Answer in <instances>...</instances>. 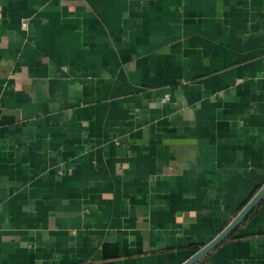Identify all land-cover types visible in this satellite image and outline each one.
<instances>
[{"label":"crops","instance_id":"0c3cea01","mask_svg":"<svg viewBox=\"0 0 264 264\" xmlns=\"http://www.w3.org/2000/svg\"><path fill=\"white\" fill-rule=\"evenodd\" d=\"M263 184L264 0H0V264H183Z\"/></svg>","mask_w":264,"mask_h":264},{"label":"water","instance_id":"95a60500","mask_svg":"<svg viewBox=\"0 0 264 264\" xmlns=\"http://www.w3.org/2000/svg\"><path fill=\"white\" fill-rule=\"evenodd\" d=\"M264 198V184L260 189L254 194V196L243 206V208L238 212L234 219L209 243L204 245L199 249L192 257H190L183 264H193L200 258L208 254L210 251L218 247L222 242L228 239L236 229L247 219L254 208L261 202Z\"/></svg>","mask_w":264,"mask_h":264},{"label":"built area","instance_id":"2783aa9c","mask_svg":"<svg viewBox=\"0 0 264 264\" xmlns=\"http://www.w3.org/2000/svg\"><path fill=\"white\" fill-rule=\"evenodd\" d=\"M22 25L24 26V27H28V25H29V21H28V19H23L22 20ZM165 100H168V96H166V99ZM62 173V172H61Z\"/></svg>","mask_w":264,"mask_h":264},{"label":"trees","instance_id":"16d2710c","mask_svg":"<svg viewBox=\"0 0 264 264\" xmlns=\"http://www.w3.org/2000/svg\"><path fill=\"white\" fill-rule=\"evenodd\" d=\"M235 235H234V233L229 237V238H231V237H234Z\"/></svg>","mask_w":264,"mask_h":264}]
</instances>
